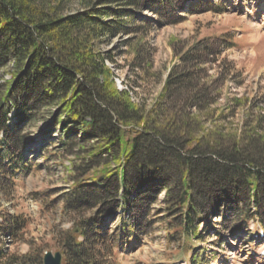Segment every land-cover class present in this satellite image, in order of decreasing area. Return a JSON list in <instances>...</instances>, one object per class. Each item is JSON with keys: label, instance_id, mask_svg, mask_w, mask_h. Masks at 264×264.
<instances>
[{"label": "trees", "instance_id": "16d2710c", "mask_svg": "<svg viewBox=\"0 0 264 264\" xmlns=\"http://www.w3.org/2000/svg\"><path fill=\"white\" fill-rule=\"evenodd\" d=\"M180 2L196 0H100L98 6L114 8L72 15H62L59 3L0 0V75L10 77L0 84V193L6 194L7 177L20 173L22 152L34 143L22 131L39 115L61 132L54 141L60 153L51 154L58 163L61 155L78 156L84 144L96 143L81 157L85 164L73 166L77 181L65 203L72 212H95L77 220V233L60 235L62 264H111L112 247L136 239L147 224L145 206L160 194L185 241H201L199 225L226 213L232 227L243 220L264 230V148L255 145L260 142L249 137L228 147L219 140L202 145L188 129L194 113L209 110L220 97L221 88L208 82L204 67L213 62L211 46L194 45L179 57L148 110L115 88L106 66L110 58L97 51L103 39L135 30L122 20L134 21L140 11L184 12ZM224 43L226 49L232 45ZM112 163L117 167L110 168ZM120 213L108 244L104 235ZM24 227L18 216L0 214V235L18 241ZM42 256L37 247L14 264H43ZM201 257L197 253L191 261Z\"/></svg>", "mask_w": 264, "mask_h": 264}, {"label": "rangeland", "instance_id": "374dc122", "mask_svg": "<svg viewBox=\"0 0 264 264\" xmlns=\"http://www.w3.org/2000/svg\"><path fill=\"white\" fill-rule=\"evenodd\" d=\"M40 1L59 3L62 15L114 8L106 4L98 6L100 0ZM180 4L184 12L166 9L160 16L137 12L134 21H121L124 26L135 28L132 33L122 32L101 41L97 51L111 59L106 60V66L113 74L115 88L128 93L131 102L148 110L170 70L179 66V57L194 45H209L214 55L208 58L213 62L204 66L207 80L220 87L221 93L212 108L194 113L196 121L188 123V129L196 132V141L202 145L221 141L222 146L228 147L240 138L253 137L260 142L255 145L264 148V0H196V6ZM225 40L232 44L227 49ZM9 80L6 73L0 75V84ZM43 115L23 128L22 134L34 138V143L28 145L26 153L22 152L20 173L12 179L7 177L6 194L0 193V214L11 219L18 216L25 223L18 232V241L1 233L0 264H14L16 258L32 254L37 247L43 256L46 252L62 254L60 235L77 233V220L95 212L94 209L88 213L72 212L66 210L65 203L77 181L73 166L85 164L81 157L96 143L84 144L78 156L61 155V163L54 161L51 154L60 153L54 150V141L61 132L49 128L48 116L43 120ZM45 130L47 133L41 136ZM38 142H42L45 155H40ZM260 151L264 155V150ZM115 167L117 163L110 166ZM164 208V195L160 194L154 203L143 208L148 212L147 224L143 223L136 239L120 248L113 246L108 261L111 264H264V233L259 225L250 222L245 226L240 220L232 227L231 215L226 213L211 219L208 227L199 225L196 233L203 235L201 241L192 237L185 241L172 227L174 216ZM120 216L121 213L104 235L108 244L113 242ZM147 230L150 233L145 234ZM197 253L202 255L200 260L191 261Z\"/></svg>", "mask_w": 264, "mask_h": 264}, {"label": "water", "instance_id": "95a60500", "mask_svg": "<svg viewBox=\"0 0 264 264\" xmlns=\"http://www.w3.org/2000/svg\"><path fill=\"white\" fill-rule=\"evenodd\" d=\"M43 264H62V255L60 252L55 254L45 253L43 256Z\"/></svg>", "mask_w": 264, "mask_h": 264}, {"label": "bare ground", "instance_id": "6f19581e", "mask_svg": "<svg viewBox=\"0 0 264 264\" xmlns=\"http://www.w3.org/2000/svg\"><path fill=\"white\" fill-rule=\"evenodd\" d=\"M62 128V127H61ZM36 143V142H35ZM27 149V148H26Z\"/></svg>", "mask_w": 264, "mask_h": 264}]
</instances>
